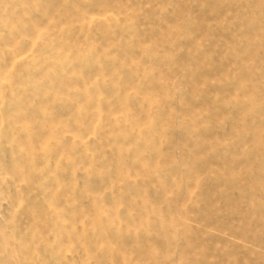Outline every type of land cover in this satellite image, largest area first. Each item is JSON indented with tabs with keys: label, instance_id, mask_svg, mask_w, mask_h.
Returning a JSON list of instances; mask_svg holds the SVG:
<instances>
[{
	"label": "rangeland",
	"instance_id": "374dc122",
	"mask_svg": "<svg viewBox=\"0 0 264 264\" xmlns=\"http://www.w3.org/2000/svg\"><path fill=\"white\" fill-rule=\"evenodd\" d=\"M0 264H264V0H0Z\"/></svg>",
	"mask_w": 264,
	"mask_h": 264
}]
</instances>
